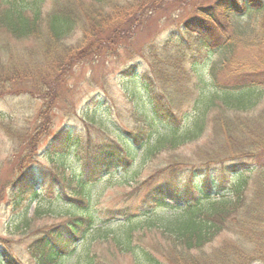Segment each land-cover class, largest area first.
<instances>
[{"label":"trees","instance_id":"obj_1","mask_svg":"<svg viewBox=\"0 0 264 264\" xmlns=\"http://www.w3.org/2000/svg\"><path fill=\"white\" fill-rule=\"evenodd\" d=\"M162 1L0 0V52L10 60L11 41L29 44L23 59L11 61L18 68L9 61L3 63L0 97L11 89L34 94L30 87L20 85L26 79L27 84L35 80L42 91L36 94L47 99L51 83L66 78L72 62H95L131 45L132 24ZM261 8V0H215L207 8L199 7L162 44L154 41L141 48L138 57L147 63L150 76L158 75L155 65L168 67L166 80L172 98L156 96L150 79L141 78L151 109L142 118L143 129L128 131L126 136L119 132L116 139L97 143L75 157L77 186L69 194L72 200L66 217L30 235L27 252L33 264H67L72 257L75 264H94L90 255L93 244L108 240L128 254L133 264H264V183L251 188L246 182L253 173L264 170V15L259 37L246 45L248 54L224 76L221 70L226 66L222 65L205 81L196 61L189 66L199 81L192 99L178 86L185 79V69L179 64L193 50L192 45L210 58L228 42L222 37L231 15ZM3 36L7 39L2 40ZM133 69L127 66L123 71L135 79ZM188 98L192 111L178 121L173 105ZM36 127L44 133L42 123ZM36 133L29 134L26 142H32ZM57 134L45 147L51 162L65 156L60 151H68L77 142L74 131ZM201 140L205 145L198 156L177 154ZM138 153L143 164L166 156L126 194L131 203L102 212L103 217H110L102 222L103 218L94 215L85 189L112 166L125 169ZM32 156L27 154V158ZM28 170L33 171L25 169L10 186L15 197L27 189L22 201L41 196L35 189L36 176ZM24 217L27 221L26 214ZM145 230L157 232L164 245L155 249L136 244L137 232L143 237ZM90 233L93 235L88 237ZM216 240H220L217 247L206 252ZM77 243H82L78 252ZM5 259L1 264H17L6 253Z\"/></svg>","mask_w":264,"mask_h":264},{"label":"rangeland","instance_id":"obj_2","mask_svg":"<svg viewBox=\"0 0 264 264\" xmlns=\"http://www.w3.org/2000/svg\"><path fill=\"white\" fill-rule=\"evenodd\" d=\"M214 1L165 0L159 2L151 13L140 15L137 23L132 24L131 32L134 37L131 45L126 44L125 48L120 49L114 56L113 54L103 55L105 58L102 57L95 62H80V64L76 61L72 62L73 64L69 66L71 68L67 69L69 70L67 77L58 78L51 83L46 93L47 99L36 94L37 92L41 94L42 91L35 84V80L33 84L31 80L27 84L26 79L20 85L30 87L34 94L11 89V93L0 97L2 116L0 119V264L6 261L5 253L17 264H33L27 252L30 235L65 219L68 204H71L72 200L69 194L77 186L75 179L78 174L75 167L77 155L87 152L97 143L116 139L119 132L126 136L128 131L143 129L142 118L146 119V114L151 109L147 105V97L141 87V78L150 79L151 90L156 96L163 94L172 98L170 95L173 93L168 90L169 85L166 80L170 74V71H167L168 67L159 63L154 66L158 75L150 76L147 63L142 61L138 54L141 48L150 42L156 41L162 44L170 32L191 17L199 7L207 8ZM261 1L262 8L257 11L248 10L245 14L230 16L229 27L222 37L223 40L228 38V42L215 49L210 58H204L205 51L192 45L191 53L188 51L183 63L179 64V67L185 69L183 72L185 79L178 85L189 94L191 99L199 81L198 74L191 72L189 66L196 61L200 62L201 72L205 73V81L209 80L210 73L222 65L226 67L221 70V77L228 72V69L234 67L236 62L248 54L246 45L260 35L264 15V0ZM4 37L2 40L7 39ZM11 45L13 55L10 60L6 54L0 52V71L6 68L3 63L7 61L12 67L18 68V65H14L11 61L16 57L23 59L27 55L28 51L25 48L29 44L11 41ZM142 56L144 57L143 51ZM127 66L135 67L133 69L137 73L135 79L124 73L123 70ZM149 72L152 74L151 70ZM160 77L163 81L159 80ZM37 81L41 85V82ZM134 92L136 94L133 96ZM191 99H186L184 103H174L176 120L181 121L183 114L192 111ZM39 116L43 119L39 120ZM40 123L44 127L43 134L40 133L41 129H36V126L40 127ZM65 129L77 134V142L68 151H64L65 149L60 151L65 156H58L51 162L46 151L48 141H54V137L58 136L57 133ZM36 130L38 133L35 134L34 139L32 138V142L31 139L29 143L26 142V137L29 134L32 136ZM13 136L17 140H14ZM204 145L205 141L201 140L198 144L181 148L177 154L184 157L198 156ZM29 152L34 156L27 158ZM140 155L138 153L134 161L128 163L125 169L112 166L101 175L99 181L89 184L85 189L86 197L91 201V209L96 213L94 215L99 216V220L103 218L102 222L110 218L103 217L102 212L115 210L131 203H127L126 194L131 192L134 184L148 177L166 156V154L159 155L147 164H143ZM20 164L22 168H17ZM30 167L33 171H28L33 173L32 177L36 176L35 189L39 190L41 196L36 200L27 197L25 201H22L27 194V189L22 194H17L16 198L10 186L19 173L21 175ZM133 176L134 181H131L130 178ZM124 178L127 181L123 182ZM246 182L251 188L263 184L264 170L253 173ZM19 202H21L20 207ZM159 213L160 211L157 210L156 214ZM25 214L28 222L25 221ZM77 214L80 213L77 212ZM107 222L111 223V221ZM98 226L100 225H96ZM92 235L93 233H90L88 237ZM140 235L141 232L138 231L137 241L135 240L138 245L149 244L155 249H160L164 245V241L154 230L147 232L145 230L143 237ZM219 241L212 243L206 252L216 248ZM81 245L82 243L76 245V252L80 250ZM90 255L94 264H133L131 257L121 252L114 242L109 240L95 242ZM67 264H75L74 257Z\"/></svg>","mask_w":264,"mask_h":264}]
</instances>
